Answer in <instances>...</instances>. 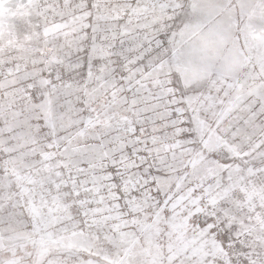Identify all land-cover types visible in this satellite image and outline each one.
<instances>
[{
	"label": "snow or ice",
	"instance_id": "obj_1",
	"mask_svg": "<svg viewBox=\"0 0 264 264\" xmlns=\"http://www.w3.org/2000/svg\"><path fill=\"white\" fill-rule=\"evenodd\" d=\"M0 264H264V0H0Z\"/></svg>",
	"mask_w": 264,
	"mask_h": 264
}]
</instances>
